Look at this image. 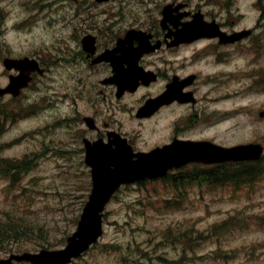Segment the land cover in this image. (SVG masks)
<instances>
[{
	"label": "rangeland",
	"instance_id": "rangeland-1",
	"mask_svg": "<svg viewBox=\"0 0 264 264\" xmlns=\"http://www.w3.org/2000/svg\"><path fill=\"white\" fill-rule=\"evenodd\" d=\"M67 1L0 0L1 47L6 48L9 56L13 58L37 53L53 58L51 53L54 48L66 47L70 42L68 26L70 4H67ZM122 1L125 2L123 10L127 5L133 8L135 16L145 25L152 24L153 20L158 18L164 4L157 9L155 5L148 4V0ZM189 1L193 3L189 5L190 10L204 9L205 13L210 15L216 11L230 26L234 23L237 28L258 27L256 34L264 32V27L258 25L259 20L261 25L264 24V1L262 3L257 0H229L230 3L227 0ZM254 37L246 42L247 46H241L245 48L229 56L230 63L237 66L229 67L230 70L251 69L250 58L254 56L256 50ZM259 40L264 43V37ZM205 44L206 42H201L198 49ZM227 48L229 46L219 47V50ZM192 53L186 49L177 54L179 58L184 56L187 58L183 62L187 67L181 69L179 73L188 76L192 72H198L200 82L194 85L196 96L199 98L193 112L195 119L180 125L179 136L210 139L223 146L252 143L258 139L264 142V120L258 118V112L264 109L262 93L260 96L250 92L246 94L248 87L244 79L221 80L220 73H216L224 68L206 64L205 60H198L193 64L194 58L197 57H193ZM172 57L175 58L173 55ZM54 66L52 75L58 80L57 66L56 64ZM2 69L3 66L0 64V71ZM70 70L75 72L74 67ZM89 73L85 70L83 75L86 79ZM103 77L101 71L97 70L92 73L90 79H87V84L80 86L72 83L71 79H66L70 91L76 94L84 92L89 99L87 103L81 105V110L87 109V113L89 110L96 111L92 104L96 99H101L99 92L104 91V86L100 80ZM217 77L219 82L205 85L210 83L208 78ZM5 80L7 76L5 78L0 75V83L6 84ZM57 80L43 79L36 86V91L40 93L34 92V95L52 96L56 89H59ZM205 86L211 87V94L203 93ZM228 95L233 97L232 100L223 102L221 99ZM211 97L213 103H209ZM138 101L139 98L137 101L128 99L120 103L122 111L127 112H119V120L127 122L129 131H137L138 146L142 150L169 142L175 135V127L178 126L176 120L180 118L179 123H182L191 113V108L183 107L168 119L141 122L135 117L139 107ZM100 107V117L107 119L108 110L105 104ZM239 110V113L231 117L234 111ZM107 120L113 123L109 118ZM135 121H138V124ZM73 159L80 157L75 158L71 155L70 161L56 160L57 165L51 160L43 161L42 179L36 186L41 193H36L30 202L25 204L30 206L28 212L32 213L19 214L14 209L17 208L14 205L15 198H6L7 192L0 194V218H5L6 212H12V216L23 217L29 221L38 217L39 220L32 223L39 222L42 225L40 236L43 240L39 239L38 243H23L19 246L22 250L37 252L40 247L43 248L42 245L58 248L76 230L77 219L90 193L88 190L90 178L88 168L76 166L78 163L72 162ZM27 182H30L29 179ZM146 187L127 188L109 205L105 233L100 243L78 260L77 264H135L134 261H137V264H177L175 263L177 260H180L181 264H264V183L259 182L250 191L246 190L236 197L232 196L231 191L225 192L224 189L215 188L210 184L202 186L197 184L196 189L188 187L187 192L181 195L175 193L166 183L155 186L158 193L154 192L153 186ZM29 199L27 196L16 205ZM174 199H178L179 203L177 204ZM39 207L43 209V213L36 214L35 209ZM232 212L235 220L227 229L223 226L213 230L206 240L197 244L191 246L184 244V252L181 246L175 248L169 237L164 235L163 230L170 231L171 227L175 230L181 228L182 232L190 226L207 231L229 218ZM146 253L152 259H149ZM4 254L5 251L0 249V257H4Z\"/></svg>",
	"mask_w": 264,
	"mask_h": 264
},
{
	"label": "flooded vegetation",
	"instance_id": "flooded-vegetation-1",
	"mask_svg": "<svg viewBox=\"0 0 264 264\" xmlns=\"http://www.w3.org/2000/svg\"><path fill=\"white\" fill-rule=\"evenodd\" d=\"M173 3H177V2H173ZM193 13H194L193 11H188L184 7L176 9L173 12V15L176 18L178 16H182L181 20L178 21L176 19L175 21L168 22V25L167 24L165 25V30H163L160 24H157L156 21H153L152 24L149 25L148 32L151 35L152 45H155L157 42H159L162 46L159 47V49L155 53L143 56L141 60V65L143 67H145L148 70L155 69L156 63H157V60L154 59L155 55L163 54L164 55L163 64H165L166 67H169L170 69L176 67L177 70L182 68L183 62L186 61L187 59L185 58V56L184 58H179L177 54H180L182 50H186L188 48V45L187 44L174 45L176 42L174 33L176 34L177 30L181 28L182 22L189 21L192 18ZM206 19L208 22L215 20L214 17H210L208 16V14L206 16ZM91 20H92L91 16L88 15V16H83L80 26H77V24L74 23L73 24L74 37L76 38L77 36L76 31L78 29H81V37L87 35L89 32H92L93 35L97 36V49L95 51V54L98 57L93 55L91 51L83 49L81 46H79V50H80V54L83 55V58H82L83 61L85 62V64H88V67L101 69L102 72L104 73V77L100 80V83L104 85V91H100L99 94H102L103 95L102 100H104L108 106H111L110 108V111L112 112L111 117L113 118L114 123H109L107 122L106 119L103 120L99 116L97 110L96 111L89 110V112L87 113V109H85L84 111L81 109L78 110V112L75 113L76 117L73 116V117H68L67 119H64L62 121V125L60 126V130H58V132H60L61 130L66 131V138L60 139V142L58 144L63 145L65 143H69L71 145L70 147L72 151L74 152H76L78 149L76 148V145H78V142L85 140V138H89L92 141L97 140V139L108 140L109 135L113 132L123 133L121 131V128H119V126L117 125L116 114H117V109L118 108L120 109V107L117 106L116 104L122 101L121 99H123L125 96L123 98H118L116 84L109 83L107 79L112 76V71H113L112 62H111V59L108 57V54H111V52L115 50V48L117 47L118 41L121 40L125 36L126 30H115L114 26H108V27L102 28L98 26L96 22L91 21ZM221 25H222V28L225 31H227L229 34L234 32V30H230L224 24H221ZM81 26L82 28H80ZM200 41L208 42V46L202 47L197 50H199V52L205 51L207 53H212L215 56L216 65H219V60H220L219 39L204 38L197 42H200ZM137 45H138V40H134L133 43H131L132 47H136ZM233 49L234 48H227V50H231V51ZM256 51L257 52L255 53V55H256V58H258L257 59L258 64L252 65L255 67L250 73V79L252 78L253 85H256V84L264 85V48H256ZM233 54H234L233 52L226 54L225 59L227 61L225 62V68L230 67V63L228 60H230L229 56ZM118 55L119 53L116 52L115 56L117 57ZM172 55L175 57L174 59ZM99 56L102 59L99 58ZM90 73H91V70H90ZM222 74L224 75V72ZM160 75H162V73L159 71L158 76L160 77ZM230 75L233 76V74H230ZM175 76H179V75L176 72H174L173 74L169 73L167 75V79H168L167 84H169L170 83L169 81L171 80V78ZM235 77L236 76H234V78ZM141 88H144V87H141ZM159 94L161 93L155 94V97H157ZM22 97L25 99L29 98V96L27 95H23ZM150 97L152 96H149L147 98H150ZM25 99H20V100L22 101ZM7 104L16 105V107H14L15 112H17L18 110L24 112L26 111V109H24L23 107L25 108L27 107L29 110H31V114L35 115L37 113V112H34L33 110L34 107L38 106L35 100H25L24 104H20V102L18 101L17 102L9 101ZM177 104L178 102H175L170 106H174ZM73 105L75 106L77 105V103ZM167 107L162 108L158 113H161L162 110ZM158 113L156 115H158ZM151 118H148V119H151ZM24 119L25 121H27V117ZM148 119L145 118V119H139V120H148ZM89 121H92L93 129L89 126L88 124ZM75 127L78 129H75ZM69 130H73L72 133L69 132ZM36 132H37V129H36ZM175 133L178 134L179 132H175ZM255 142L262 143L261 139H258ZM81 151H83V148L81 149Z\"/></svg>",
	"mask_w": 264,
	"mask_h": 264
},
{
	"label": "water",
	"instance_id": "water-1",
	"mask_svg": "<svg viewBox=\"0 0 264 264\" xmlns=\"http://www.w3.org/2000/svg\"><path fill=\"white\" fill-rule=\"evenodd\" d=\"M18 66L22 69L26 68L22 64ZM175 149L179 150L178 146L174 145L169 148L155 150L149 154H142L134 162L132 161L131 150L125 143L119 144L120 154L113 157L103 154L105 151H102L100 147L93 148L88 162L95 169L94 189L83 214L79 232L76 234L79 241L73 240L68 249L63 252L64 254L69 253L67 260H60L59 264L66 263L73 256L80 255L101 235L100 212L122 181H135L146 177L156 178L165 175L168 169L173 167L170 164L171 160H177V157H171V153ZM178 159L181 161V157ZM183 159L188 162L198 160V157L195 155L193 158L183 157ZM111 166H114L113 171L109 169ZM132 176H134L132 179H125ZM33 261L37 264H43L42 256Z\"/></svg>",
	"mask_w": 264,
	"mask_h": 264
},
{
	"label": "trees",
	"instance_id": "trees-1",
	"mask_svg": "<svg viewBox=\"0 0 264 264\" xmlns=\"http://www.w3.org/2000/svg\"><path fill=\"white\" fill-rule=\"evenodd\" d=\"M213 172L218 173L213 168L205 169L203 172L204 178H203L202 182L210 183V184H212L213 182L215 183L214 179H215V176L217 178V175L216 174L214 175ZM192 174L200 175L199 172L185 171V172H182L181 174H179L182 177V179L177 180L176 179L177 177H176L173 180H171V183H172V185H174L176 187L178 186V188L183 187V185L185 183H190V182L196 181L195 177ZM219 174H221V173H219ZM220 182H222V180ZM223 224L224 223L215 224L214 226H212L207 231H202L199 228H197L196 226H190L187 229H184V232L180 231L181 228L179 230H175L172 227H171L170 231H168L167 229H164L163 231H164V235L169 237L170 243L172 245H174L175 248H178L181 246L183 248V252H184V248H185L184 244L191 246L193 244L199 243L200 241L206 240L210 236V233L213 230H218L219 228L223 227ZM183 226H185V224ZM0 227L2 228V229H0V238H2V236H4L5 234L8 233L9 228H12V225L9 224L7 226V225L0 224ZM224 227L226 228L225 225H224ZM23 229H25L28 232L25 234L26 236H29L31 233H34L27 226H23ZM146 255L149 259H152V257H150L147 253H146ZM134 263L137 264V261H134ZM175 263L181 264L180 260H177Z\"/></svg>",
	"mask_w": 264,
	"mask_h": 264
}]
</instances>
